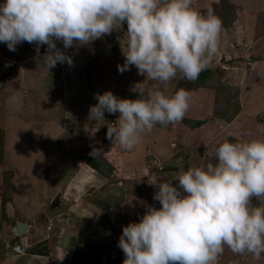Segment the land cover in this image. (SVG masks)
Listing matches in <instances>:
<instances>
[{
  "label": "rangeland",
  "instance_id": "obj_1",
  "mask_svg": "<svg viewBox=\"0 0 264 264\" xmlns=\"http://www.w3.org/2000/svg\"><path fill=\"white\" fill-rule=\"evenodd\" d=\"M227 1L235 8L236 23L229 33L221 31L218 51L206 68L219 69L222 80L235 87L239 113L219 119L224 109L215 92L192 82L184 85L178 74L166 86L153 82L150 86L168 96L179 89L189 91L190 107L181 121L153 128L130 151L118 143L101 144L109 113L101 121L88 119L90 106L97 103L94 94L137 97L130 88L145 79L135 66L123 74L118 71L124 63V31L68 49L73 66L58 63L51 71L38 64L35 44L24 42L14 52L0 44V264H115L114 242L123 226L139 222L145 212L142 201L155 203L152 183L174 178L189 165L207 163L225 140L264 139V0ZM221 5L222 0H194L193 6L202 14L211 6L220 18ZM234 45L244 50L232 51ZM58 46L63 48L60 42ZM185 119L205 124L191 129ZM93 147L102 148L99 158L112 165L108 178L81 163ZM134 150L144 153V162L156 158V167L136 159ZM18 223L30 229L15 237L12 230ZM39 244L46 256L29 252ZM16 245L24 246L25 255H9ZM217 264H264V255L256 259L225 247Z\"/></svg>",
  "mask_w": 264,
  "mask_h": 264
},
{
  "label": "clouds",
  "instance_id": "obj_2",
  "mask_svg": "<svg viewBox=\"0 0 264 264\" xmlns=\"http://www.w3.org/2000/svg\"><path fill=\"white\" fill-rule=\"evenodd\" d=\"M193 5L194 0H2L0 44L13 52L24 42L35 44L38 64L51 71L58 63L73 66L68 49L124 31L118 71L135 66L145 77L130 88L138 98L96 93L88 119L119 113L115 125H107L106 138L130 151L157 125L181 121L190 107L189 91L168 96L150 85L166 86L178 73L195 81L218 51L221 19L211 6L202 14ZM213 151L207 163L152 183L159 207L142 201L139 222L123 226L116 245L123 264H217L225 247L256 259L264 255V139L225 140ZM102 154L95 147L89 153L95 159ZM22 246L11 247L9 255H25Z\"/></svg>",
  "mask_w": 264,
  "mask_h": 264
},
{
  "label": "trees",
  "instance_id": "obj_3",
  "mask_svg": "<svg viewBox=\"0 0 264 264\" xmlns=\"http://www.w3.org/2000/svg\"><path fill=\"white\" fill-rule=\"evenodd\" d=\"M235 16L236 15H235L234 6L232 4H230L227 0H222L221 11H220V18L222 21V33H224L223 31H225V30L227 32L228 31L230 32V29L233 26V23H236ZM125 39L127 41L126 37H125ZM224 41H228L229 43L233 42L232 40H227V39ZM17 46H19V45H17ZM234 46L236 48L232 49V51H235L236 49H237V51L244 50L243 46H242V48L241 47L238 48V46H236V45H234ZM250 53H251V51H249V54ZM251 57L255 61L258 60L257 59L258 56H251ZM254 60H252V61H254ZM218 70L219 69H215L212 71L210 69L205 68V70H203L200 73L198 79H196L195 81L186 80L179 73H178V75H180V77H181L180 83H183L184 85L189 84V82H192L193 84H195V86L197 88L199 87V88H204L207 90L214 91L215 96H216V100L218 101L219 104L223 105L222 108L224 109V111H222L219 115L217 114V116L221 120L231 119L235 113H239L240 108H241V104L239 102V94L233 85H231L229 82H225L222 80V78L220 76V72ZM87 75H88V78L91 79V77L93 75L92 71L91 70L88 71ZM118 97L122 98V95H119ZM137 97L136 96H129L128 98L129 99H137ZM123 98H124V95H123ZM234 107H235V109H234ZM117 114H119V113L110 114L109 125H115V123H116L115 118H116ZM184 123L187 126H189L191 129H198L205 124L204 121L191 120V119H185ZM161 127L162 126L157 125L154 128H160L161 129ZM82 132L84 133V130H82ZM0 133H3V132L0 130ZM86 133H88V132H86ZM106 134H107V129L103 133V139H102L101 144L110 143V141L106 138ZM86 139L87 140L89 139V138H87V134H86ZM86 143H87V141H86ZM64 145H66V143ZM182 148H180V149H182ZM143 149L145 150L144 147H143ZM148 152H149V150H148ZM143 154H142V156H143ZM131 155H133V156L135 155L136 159H139V157H141V159L143 160L142 156L137 155L135 150ZM176 157H177L178 161H180V162L182 161L180 155L179 156L176 155ZM151 158L152 157L148 158L147 160L145 159V162H144V160H143V162L147 165L151 163L153 165V167L155 168L157 163H158V160H156V158L155 159H151ZM141 159H140V161H141ZM173 160H174V162L176 161L177 164H180L179 162H177L176 158H174ZM81 163L86 165L88 168H90L92 171H94L97 175L104 177V178H108L111 174V171L113 170L112 165L109 162L105 163V161L100 159L99 157L95 159L92 156H90L88 152H86L81 157ZM155 203L159 204L158 202H155ZM257 204H258V201H256V199L254 198L253 205H257ZM142 215L143 214H141L140 217ZM17 241H20V240L17 238ZM115 244L118 245V241ZM40 246H41V244H39L35 248L31 249L29 252L37 255L38 253H36V252L39 250L40 256H46V255H44L45 249H39ZM124 258L125 257H124L122 250L118 247L117 258H116V261H114V263L115 264H123Z\"/></svg>",
  "mask_w": 264,
  "mask_h": 264
},
{
  "label": "water",
  "instance_id": "obj_4",
  "mask_svg": "<svg viewBox=\"0 0 264 264\" xmlns=\"http://www.w3.org/2000/svg\"><path fill=\"white\" fill-rule=\"evenodd\" d=\"M60 199L58 198V201ZM30 229V226L27 224H18L17 227L13 230V234L17 237L22 236L24 233H26Z\"/></svg>",
  "mask_w": 264,
  "mask_h": 264
},
{
  "label": "built area",
  "instance_id": "obj_5",
  "mask_svg": "<svg viewBox=\"0 0 264 264\" xmlns=\"http://www.w3.org/2000/svg\"><path fill=\"white\" fill-rule=\"evenodd\" d=\"M112 240H116V237H114ZM117 251H118V248H116V251H114V253L112 254V259L116 260V257H117Z\"/></svg>",
  "mask_w": 264,
  "mask_h": 264
}]
</instances>
